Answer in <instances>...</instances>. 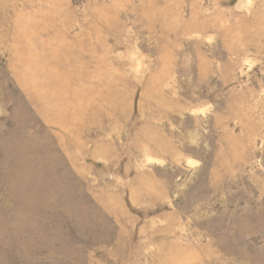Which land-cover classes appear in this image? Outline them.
Returning <instances> with one entry per match:
<instances>
[{"label":"rangeland","instance_id":"obj_1","mask_svg":"<svg viewBox=\"0 0 264 264\" xmlns=\"http://www.w3.org/2000/svg\"><path fill=\"white\" fill-rule=\"evenodd\" d=\"M0 264H264V0H0Z\"/></svg>","mask_w":264,"mask_h":264}]
</instances>
